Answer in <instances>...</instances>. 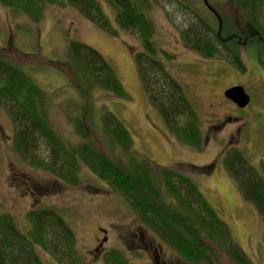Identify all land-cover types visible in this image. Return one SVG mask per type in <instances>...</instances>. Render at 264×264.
<instances>
[{
	"label": "trees",
	"instance_id": "1",
	"mask_svg": "<svg viewBox=\"0 0 264 264\" xmlns=\"http://www.w3.org/2000/svg\"><path fill=\"white\" fill-rule=\"evenodd\" d=\"M104 1L113 10L116 26L138 40L139 50L131 57L149 107L158 114L167 134L201 151L203 133L198 112L161 59L172 57L160 51L154 41L156 28L150 12L155 5L164 9L182 44L199 57L222 60L244 73L246 67L238 47L242 42H251L255 59L264 70V0H229L233 10L247 21L242 31L229 35L228 27L238 23L236 17L227 21L215 10L221 18L219 32L214 14L206 8L204 15L193 0ZM48 5L71 7L84 19L114 34L99 0H0V6L12 16L23 15L35 23L41 21ZM62 63L70 87L81 98L79 104L71 102L73 107L66 116L76 140L65 137L51 122L48 111L56 106H51L49 94L37 86L26 69L0 57V110L11 121V149L16 157L51 175L55 184L79 186L83 184L82 172L88 170L104 182L107 190L123 199L143 230L186 263L222 264L221 258L226 256L232 264H254L234 243L228 226L190 176L209 175L212 165H178L187 168L178 171L160 167L139 154L123 122L93 103V92L97 90L128 98L113 67L96 50L75 39L67 41ZM223 166L264 226L262 177L236 149L225 150ZM25 220L28 228L23 231L10 215L0 216V264H44L40 252L56 264H80L74 232L55 209H32ZM107 255V264H127L117 251Z\"/></svg>",
	"mask_w": 264,
	"mask_h": 264
},
{
	"label": "rangeland",
	"instance_id": "2",
	"mask_svg": "<svg viewBox=\"0 0 264 264\" xmlns=\"http://www.w3.org/2000/svg\"><path fill=\"white\" fill-rule=\"evenodd\" d=\"M99 2L113 35L71 7L48 5L41 21L35 23L23 15L12 16L0 6V57L26 69L37 86L49 94L51 106H56L48 111L51 122L65 137L76 140L66 116L72 104H79L81 98L70 87L69 74L62 63L66 59L67 41L75 39L100 53L115 70L128 98L112 97L97 90L92 96L95 107H105L121 120L132 136L135 150L160 167L187 171L178 165H212L209 175H189L228 226L234 243L254 264H264V226L253 207L241 198L223 166L225 150L236 149L264 180V70L255 59L251 42L238 46L246 67L242 73L227 62L203 59L186 48L160 6L155 5L150 12L156 28L154 41L160 51L172 57L160 58L198 112L203 141L201 151H197L167 134L160 117L149 107L131 57L132 52L139 50L138 40L119 29L111 7L104 0ZM193 2L205 15L202 0ZM207 2L225 20L233 21L232 17H236L238 23L228 27L227 35L246 27V19L233 10L229 0ZM233 86H241L249 96L250 102L244 108L224 97V91ZM0 125V216L10 215L18 228L25 231L27 212L39 207L55 209L71 227L76 248L88 264H102V257L93 254L102 238L103 251L124 253L131 264H146L145 258L149 257L141 249L140 253L134 251L132 246L142 247L144 241L162 247L140 227L135 213L123 199L107 190L104 182L88 170L81 174L83 184L73 187L62 182L55 184L45 171L22 163L11 149V121L1 110ZM139 233L142 239L137 236ZM164 249L181 264H187L171 249ZM39 255L44 264H56L49 256L41 252ZM221 262L232 264L226 256Z\"/></svg>",
	"mask_w": 264,
	"mask_h": 264
},
{
	"label": "flooded vegetation",
	"instance_id": "3",
	"mask_svg": "<svg viewBox=\"0 0 264 264\" xmlns=\"http://www.w3.org/2000/svg\"><path fill=\"white\" fill-rule=\"evenodd\" d=\"M238 45H245V43L243 44H238ZM1 128V125H0ZM25 184L28 185V177H26L25 180ZM24 184V185H25ZM24 187V186H23ZM22 187V188H23ZM27 187V186H26ZM28 188V187H27ZM27 190V189H26ZM8 215V214H7ZM99 231L101 232L102 230L99 229ZM140 239L141 238V234L139 233V235H137ZM103 239V238H102ZM102 239H99V241L97 242L96 247L93 250V254L96 255L97 258L102 257V264H107L106 260L108 259V253L110 251H116V250H110V251H103V245H101ZM134 251L140 253L139 249H141L142 251L146 252L149 254V257L145 258L146 260H148L146 262V264H181L180 262H178V259H175L173 256L171 257L165 249L164 247H156L154 245H152L151 243H145L143 241L142 247L141 246H132V248ZM119 252V251H117ZM173 252V251H172ZM121 253V252H119ZM174 253V252H173ZM80 254V264H88V262L85 260V256L83 255V253L79 252ZM121 258L126 260L127 264H131L129 259L126 257L127 255L124 253H121ZM175 254V253H174ZM53 260V259H52ZM55 262V261H54ZM56 263V262H55ZM188 264V263H187Z\"/></svg>",
	"mask_w": 264,
	"mask_h": 264
},
{
	"label": "water",
	"instance_id": "4",
	"mask_svg": "<svg viewBox=\"0 0 264 264\" xmlns=\"http://www.w3.org/2000/svg\"><path fill=\"white\" fill-rule=\"evenodd\" d=\"M203 5L211 11L218 21V30H221V18L218 13L208 4L207 0H202ZM219 34V33H218ZM224 97L231 101L239 108H244L249 102L250 98L241 86H233L224 91Z\"/></svg>",
	"mask_w": 264,
	"mask_h": 264
}]
</instances>
